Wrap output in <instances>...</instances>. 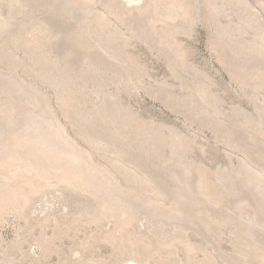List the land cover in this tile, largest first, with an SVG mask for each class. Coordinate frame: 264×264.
<instances>
[{"label":"rangeland","instance_id":"1","mask_svg":"<svg viewBox=\"0 0 264 264\" xmlns=\"http://www.w3.org/2000/svg\"><path fill=\"white\" fill-rule=\"evenodd\" d=\"M0 264H264V0H0Z\"/></svg>","mask_w":264,"mask_h":264}]
</instances>
